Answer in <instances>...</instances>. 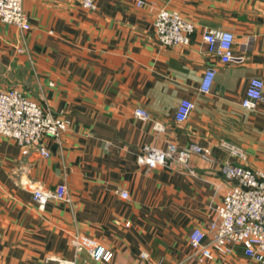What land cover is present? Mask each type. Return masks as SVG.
Instances as JSON below:
<instances>
[{
    "label": "crops",
    "instance_id": "crops-1",
    "mask_svg": "<svg viewBox=\"0 0 264 264\" xmlns=\"http://www.w3.org/2000/svg\"><path fill=\"white\" fill-rule=\"evenodd\" d=\"M81 2L24 0L30 30L0 21V87H17L72 121L59 140L44 138L48 157L24 155L0 135V264H256L241 245L198 262L188 238L207 229L231 185L222 168L236 160L222 139L246 150V165L264 166V96L254 109L241 103L250 78L264 79V0H96L93 10ZM161 7L194 23L189 44H161L154 30ZM210 28L235 34L231 62L209 52ZM208 67L216 76L203 91ZM183 98L194 108L178 121ZM138 107L150 119L137 117ZM169 142L197 143L212 160L139 162L144 145ZM61 182L68 199L39 207L33 190ZM94 243L112 258L94 257Z\"/></svg>",
    "mask_w": 264,
    "mask_h": 264
},
{
    "label": "built area",
    "instance_id": "built-area-1",
    "mask_svg": "<svg viewBox=\"0 0 264 264\" xmlns=\"http://www.w3.org/2000/svg\"><path fill=\"white\" fill-rule=\"evenodd\" d=\"M23 4L24 0H0V21L22 30H30L32 23ZM81 4L86 9L97 8L96 0H82ZM136 4L142 6L145 0H136ZM154 30L164 46L187 45L191 42L195 25L179 11L161 7L156 12ZM235 39L232 31L221 28H210L203 34L209 52L225 63L234 58ZM215 76L216 69L208 67L201 82L203 91L211 89ZM263 91L264 79L252 76L242 99V106L257 108L264 96ZM193 108L194 102L183 98L175 112L176 119L185 121ZM134 114L143 120L150 119V113L142 107L136 108ZM71 123L67 115L39 103L23 90L17 87H0V135L13 138L22 154L28 155L35 151L41 156H50L44 138L51 136L59 140ZM154 127L158 130L164 128L159 122H155ZM219 145L236 160L225 163L222 168L231 185L222 201L215 206V215L208 222L207 229L197 227L189 234L190 258L205 262L214 258L215 252L226 256L233 252L235 245H241L246 256L256 264H264V166L253 168L246 165L248 154L240 145L226 139H222ZM194 154L212 160V154L197 143L179 147L173 142H169L166 148L144 145L138 160L149 168H156L167 164L170 159L187 164ZM121 194L125 198L129 196L126 190ZM32 196L39 207L44 208L51 198L68 199L67 185L61 182L54 190L37 187ZM74 244L78 250L81 249L78 239L74 240ZM90 251L94 257L105 261H109L113 255L111 250H106L97 243L90 245ZM141 255L143 258L148 257L145 252ZM58 262L76 264L73 259H60Z\"/></svg>",
    "mask_w": 264,
    "mask_h": 264
}]
</instances>
